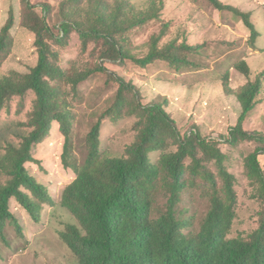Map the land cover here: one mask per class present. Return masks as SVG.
I'll use <instances>...</instances> for the list:
<instances>
[{"label":"trees","instance_id":"16d2710c","mask_svg":"<svg viewBox=\"0 0 264 264\" xmlns=\"http://www.w3.org/2000/svg\"><path fill=\"white\" fill-rule=\"evenodd\" d=\"M205 1L217 11L233 12L251 30L247 44L261 50L263 33L252 11L224 0ZM143 4L144 8L132 0H61L62 17L53 26L47 17L50 4H42L39 11L31 0H21L19 25L35 34L38 61L29 73L10 71L0 76V117L10 112L17 99L18 114H23L31 100L26 118L19 122L23 134L17 142H0V238L7 242L9 223L23 234L11 211V200L15 199L35 223L41 221L45 206L58 205L68 211L76 224L68 225L60 237L77 264H264V213L253 232L230 237L239 195L237 176L226 164L227 154L220 140L204 136L198 125L183 135L179 122L165 107V97L144 104L139 86L105 65L106 61L122 63L130 59L141 67L153 65L157 80L173 82L179 81V75L210 66L203 64L202 58L208 54L213 35L204 23L181 33V40L177 37L160 45L169 26L165 23L153 36L145 56L132 55L124 45L127 34L160 19L164 10L163 0ZM15 24L11 7L0 29V66L12 54ZM73 32L79 35L82 53L89 43H95L101 63L83 69H65L58 64L59 53L53 42L64 46ZM162 63L173 78L159 73ZM234 66L248 81L233 88L229 69L221 75L225 90L236 95L242 105L241 116L226 142L232 146L246 141L260 143L246 157V167L248 177L258 185L259 198L264 200L260 159L264 155V132L246 128L251 115L264 103V69L255 73L245 58ZM99 73L106 75V83H114L117 90L112 104L87 134L86 157L81 160L74 139L77 115L73 101L80 94V84ZM106 119L113 123L132 119L134 139L122 154L112 155L103 147ZM55 122L64 136L62 164L75 174L60 192L58 203L52 190L26 168L27 163H34L43 170L32 151L50 136ZM153 151H161L157 163L151 160ZM211 162L217 164L218 173L210 167ZM202 184L210 209L196 228L195 219L186 216L181 203L186 191Z\"/></svg>","mask_w":264,"mask_h":264},{"label":"rangeland","instance_id":"374dc122","mask_svg":"<svg viewBox=\"0 0 264 264\" xmlns=\"http://www.w3.org/2000/svg\"><path fill=\"white\" fill-rule=\"evenodd\" d=\"M38 5L48 3L51 5L48 20L51 25L59 24L61 20V0H31ZM144 8L147 0H132ZM246 11H252L253 19L261 29V50L256 51L248 44L251 30L231 11L220 12L207 5L205 0H163L164 10L162 17L138 27L127 34L125 47L132 55L145 56L150 50V43L158 35L165 23L168 29L160 41V45L169 43L173 38L182 39L181 33L187 32L191 27L204 23L213 35L212 45L207 56L203 57L204 66L198 72L181 76L179 81H161L153 76V65L141 67L130 59L122 63L105 62V65L126 80L134 82L140 88L142 102L148 104L154 99L166 98L165 107L171 116L179 122L182 134L191 133L196 125L204 136H211L220 140L221 148L227 154V166L237 176L236 189L239 195L237 218L230 237L241 234L248 235L260 226L264 213V200L259 198L258 185L252 183L248 177L246 157L254 152L260 143L256 141L242 142L232 146L226 140L230 137L231 128L235 126L242 113V105L236 95L225 90L223 76L229 69L231 72V86L238 88L247 83L248 78L234 65L247 59L255 73L264 69V0H224ZM21 0H0V29L5 24L8 11L14 8L16 24L12 29L15 38L12 54L0 66V76L10 71L26 74L37 64L38 52L35 46V34L19 25ZM204 15V19L203 18ZM198 37H202L198 36ZM234 41L228 45L229 41ZM55 50L59 53L58 64L71 69L74 66L83 69L92 67L102 60L99 48L95 43H89L88 50L82 53L79 35L73 32L64 46L53 42ZM74 61V62H73ZM159 73L165 72L168 78L174 74L169 73L165 63L159 65ZM157 70V69H156ZM161 73V74H162ZM160 74V75H161ZM183 75V74H182ZM177 77V75H175ZM106 75H92L80 84L78 97L73 101V110L77 115L74 139L77 153L81 160L86 157L85 140L91 127L100 115L109 107L117 90V86L106 83ZM182 83V85H181ZM184 84V85H183ZM172 89V90H170ZM162 97V98H161ZM18 99L14 102L10 112H4L0 117V142L4 140L17 142L23 129L19 122L26 118L31 100L23 114H18ZM132 119L113 123L106 119L102 129L103 147L108 148L112 155L122 154L125 146L134 139L131 129ZM57 122L53 123L50 136L40 145L33 148V156L42 162L43 170L34 163H27L29 173L41 183L52 190L58 203L60 192L75 179L71 170H66L62 164L64 136L60 132ZM246 128L264 132V103L251 115ZM161 151L150 153L151 160L157 163ZM264 167V155L260 157ZM210 167L218 173L215 162ZM222 184V179L220 178ZM204 185L192 188L183 195L181 209L187 217L195 219L196 228L210 209V201L203 194ZM11 211L23 228L22 236L18 234L14 225L9 223L6 236L7 242L0 238V264H77V259L69 248L63 243L60 234L68 225L76 224L74 218L60 206H45L42 219L35 223L30 215L15 200H11Z\"/></svg>","mask_w":264,"mask_h":264},{"label":"crops","instance_id":"0c3cea01","mask_svg":"<svg viewBox=\"0 0 264 264\" xmlns=\"http://www.w3.org/2000/svg\"><path fill=\"white\" fill-rule=\"evenodd\" d=\"M157 80V79H156ZM167 82V81H166ZM181 85H182V83H181ZM184 85V84H183ZM170 90H172V89H170ZM173 91V90H172Z\"/></svg>","mask_w":264,"mask_h":264}]
</instances>
